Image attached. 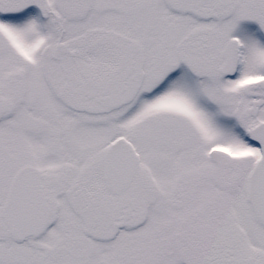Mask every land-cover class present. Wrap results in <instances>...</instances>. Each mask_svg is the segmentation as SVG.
<instances>
[{"label":"snow or ice","instance_id":"1","mask_svg":"<svg viewBox=\"0 0 264 264\" xmlns=\"http://www.w3.org/2000/svg\"><path fill=\"white\" fill-rule=\"evenodd\" d=\"M0 264H264V0H0Z\"/></svg>","mask_w":264,"mask_h":264}]
</instances>
